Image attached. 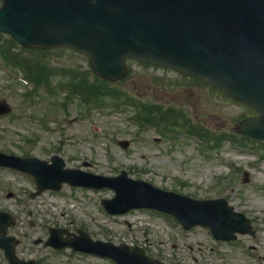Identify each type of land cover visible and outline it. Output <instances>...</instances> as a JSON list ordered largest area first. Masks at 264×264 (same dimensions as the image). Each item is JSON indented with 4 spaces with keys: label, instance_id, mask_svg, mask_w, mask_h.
<instances>
[{
    "label": "rangeland",
    "instance_id": "1",
    "mask_svg": "<svg viewBox=\"0 0 264 264\" xmlns=\"http://www.w3.org/2000/svg\"><path fill=\"white\" fill-rule=\"evenodd\" d=\"M6 38L0 35L4 50L9 48ZM11 48V54L17 52ZM45 52L28 57L41 58L55 74L89 71L81 55L66 49ZM126 65L127 77L110 88L126 104L107 98L98 102L104 104L100 109L74 99L66 102L58 88L55 96H47L41 86L30 89L0 61V100L12 107L10 115L0 118V152L44 161L59 155L66 168L102 176L124 170L162 190L200 200L223 198L249 219L254 236L217 242L206 229L185 231L171 217L149 210L109 216L100 205L113 197L107 189L63 186L59 192L31 198L35 185L28 175L0 168V211L15 221L8 235L19 242L16 256L35 264H114L44 247L54 228L80 229L93 240L139 247L163 264H264V143L241 140L233 133L238 121L253 115L251 109L175 72L136 62ZM64 81L55 76L46 83L58 87ZM140 109L155 115L172 111L180 133L149 128L137 116ZM182 126L207 130L217 134V140L186 137ZM9 194L13 197L7 198ZM0 264H7L1 251Z\"/></svg>",
    "mask_w": 264,
    "mask_h": 264
},
{
    "label": "water",
    "instance_id": "2",
    "mask_svg": "<svg viewBox=\"0 0 264 264\" xmlns=\"http://www.w3.org/2000/svg\"><path fill=\"white\" fill-rule=\"evenodd\" d=\"M0 33L23 48L67 47L85 55L94 74L117 81L126 75L125 60L172 68L205 81L234 101L252 107L258 117L239 123L235 132L264 141V0H0ZM11 112L0 100V117ZM0 167L28 174L37 192L59 191L62 184L114 191L102 206L110 215L148 208L171 215L185 230L208 228L219 241L251 233L249 222L223 199L194 200L159 190L125 172L103 177L66 169L54 155L50 163L0 153ZM13 222L0 213V249L10 264L16 241L6 237ZM62 240L64 230H50L45 246L71 248L112 259L117 264H161L139 248L92 241Z\"/></svg>",
    "mask_w": 264,
    "mask_h": 264
},
{
    "label": "trees",
    "instance_id": "3",
    "mask_svg": "<svg viewBox=\"0 0 264 264\" xmlns=\"http://www.w3.org/2000/svg\"><path fill=\"white\" fill-rule=\"evenodd\" d=\"M3 45H0V55H2L7 63L19 70L26 80L42 85V83H46V78H50L52 75L51 70L41 58L36 60L28 57V53L31 54L30 51L19 49L17 53L11 54L9 50L10 46L12 47V51V49L16 48V45L9 40L7 41L9 48L7 47L4 50ZM70 71L67 75L66 83L75 92V95L81 94L83 98L86 97L100 103L103 99H107L108 95L112 92L110 86L105 82L96 78L91 80L90 78L92 76L89 72L78 73L76 71Z\"/></svg>",
    "mask_w": 264,
    "mask_h": 264
}]
</instances>
